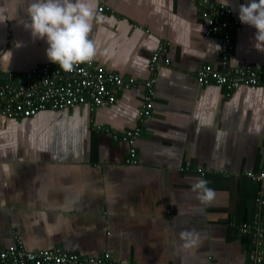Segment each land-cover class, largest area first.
I'll use <instances>...</instances> for the list:
<instances>
[{
    "label": "crops",
    "instance_id": "1",
    "mask_svg": "<svg viewBox=\"0 0 264 264\" xmlns=\"http://www.w3.org/2000/svg\"><path fill=\"white\" fill-rule=\"evenodd\" d=\"M31 2L0 0V52L13 53L7 67L0 64L2 75L22 77L49 61L46 38L34 39L24 25ZM92 3L101 17L90 33L95 62L135 84L94 111L0 114V241L21 242L28 252H109L128 264H249L252 236L239 227L261 212L262 183L250 174L264 169V84L230 94L196 78L204 65L220 68L224 30L210 34L206 23L214 5L233 24L232 65L264 71L257 29L239 20L249 0ZM153 77L154 112L140 124ZM137 128L131 165L129 144L102 129ZM201 179L215 190L210 203L192 190Z\"/></svg>",
    "mask_w": 264,
    "mask_h": 264
},
{
    "label": "built area",
    "instance_id": "2",
    "mask_svg": "<svg viewBox=\"0 0 264 264\" xmlns=\"http://www.w3.org/2000/svg\"><path fill=\"white\" fill-rule=\"evenodd\" d=\"M206 2V0H193ZM208 2V0H207ZM106 9L100 8L103 12ZM206 23L210 34H217L224 30L220 47V68L204 65L197 71L196 78L203 86H217L231 92L244 85L264 84V71H257L249 66L234 67L232 56L234 42L232 28L225 16H229L223 8L214 5ZM222 16V17H221ZM221 17V18H219ZM158 66H153L152 76ZM134 81H126L120 76L105 71L95 60L74 65L71 72L59 69L50 60L43 66L19 77L17 74H0V114L8 119L33 118L40 112L72 110L88 106L91 111L115 105L117 97L123 91L133 87ZM156 79L153 77L145 84V105L139 116V123L143 124L151 118L154 112ZM229 94V95H230ZM98 130H101L100 128ZM116 142L128 143L129 164L137 165V148L135 144L141 138L142 129L118 133L109 129ZM252 175L262 183V191L257 199L260 213L250 224L239 227L244 235H251L253 250L249 264H263L264 262V169L258 175ZM0 264H128L116 261L109 252L101 257H82L70 254L61 248L51 251L28 252L21 242L12 247H5L0 241Z\"/></svg>",
    "mask_w": 264,
    "mask_h": 264
},
{
    "label": "clouds",
    "instance_id": "3",
    "mask_svg": "<svg viewBox=\"0 0 264 264\" xmlns=\"http://www.w3.org/2000/svg\"><path fill=\"white\" fill-rule=\"evenodd\" d=\"M228 7V0H222ZM29 22L24 24L32 37L45 39L48 59L65 72L74 65L91 62L97 55L95 41L90 38L94 22H98L92 0H32L27 8ZM239 20L255 29V47L264 52V0H249L239 6ZM20 45H17L19 47ZM13 53L0 52V64L8 66ZM202 203L213 201L215 190L207 180H198L192 189ZM182 236L189 235L182 233Z\"/></svg>",
    "mask_w": 264,
    "mask_h": 264
},
{
    "label": "trees",
    "instance_id": "4",
    "mask_svg": "<svg viewBox=\"0 0 264 264\" xmlns=\"http://www.w3.org/2000/svg\"><path fill=\"white\" fill-rule=\"evenodd\" d=\"M263 264H264V262H263Z\"/></svg>",
    "mask_w": 264,
    "mask_h": 264
}]
</instances>
